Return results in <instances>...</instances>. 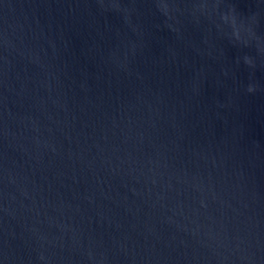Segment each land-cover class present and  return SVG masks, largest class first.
I'll return each instance as SVG.
<instances>
[{
	"label": "water",
	"instance_id": "obj_1",
	"mask_svg": "<svg viewBox=\"0 0 264 264\" xmlns=\"http://www.w3.org/2000/svg\"><path fill=\"white\" fill-rule=\"evenodd\" d=\"M0 264H264V0H0Z\"/></svg>",
	"mask_w": 264,
	"mask_h": 264
},
{
	"label": "clouds",
	"instance_id": "obj_2",
	"mask_svg": "<svg viewBox=\"0 0 264 264\" xmlns=\"http://www.w3.org/2000/svg\"><path fill=\"white\" fill-rule=\"evenodd\" d=\"M253 89L252 88H249L248 91L251 92Z\"/></svg>",
	"mask_w": 264,
	"mask_h": 264
}]
</instances>
